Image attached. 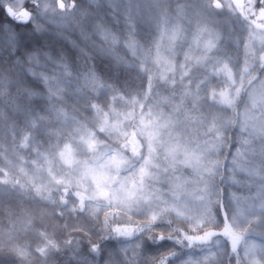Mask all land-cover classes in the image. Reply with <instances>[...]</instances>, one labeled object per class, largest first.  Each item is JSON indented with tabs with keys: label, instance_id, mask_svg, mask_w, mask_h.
Returning a JSON list of instances; mask_svg holds the SVG:
<instances>
[{
	"label": "snow or ice",
	"instance_id": "1",
	"mask_svg": "<svg viewBox=\"0 0 264 264\" xmlns=\"http://www.w3.org/2000/svg\"><path fill=\"white\" fill-rule=\"evenodd\" d=\"M0 143V264H264V0H0Z\"/></svg>",
	"mask_w": 264,
	"mask_h": 264
},
{
	"label": "rangeland",
	"instance_id": "2",
	"mask_svg": "<svg viewBox=\"0 0 264 264\" xmlns=\"http://www.w3.org/2000/svg\"><path fill=\"white\" fill-rule=\"evenodd\" d=\"M247 34H245L246 36ZM189 41L190 42H193L194 41V38L193 37H189ZM233 48H235V44H233ZM187 53L189 56L191 57H195L197 55V52H196V48H195V44L193 42V48H192V51L189 52L188 51V47L187 45H185L184 47V52H182L179 56V63L180 64H183L184 63V54ZM170 64L171 63H176V61L174 60H171L169 59L168 61ZM239 66L240 68L242 69L243 66H244V56H243V46L241 45L240 46V55H239ZM220 67H223V64L220 65ZM231 67V66H230ZM209 71H213L211 69V67L209 68ZM179 78V75L177 76V79ZM221 79H223V77H221ZM216 84V80L213 79L212 80V83L208 85V92H212L213 90H215L217 93H219L220 91H223L225 90V85L223 83H221L218 87H213L214 85ZM147 86V78L145 77V87ZM162 95H168V93H162ZM231 116V110H229L226 114H224V119H228L229 117ZM89 119H91V117H89ZM190 131H194L193 129H190ZM61 147H63V145H61ZM9 149V145L7 143H0V166H5V164H7V162L9 163V160L11 159L10 156H5L4 153L7 152ZM234 151V150H233ZM20 153H16V155H18ZM4 158V159H3ZM223 158V157H220V159ZM5 159H7V162L5 161ZM14 164H15V171L16 173L18 174L17 175V178L19 179L21 176L24 177V180L28 181V178H31L30 176H26L25 173L22 172V167L20 166L21 162L20 160L16 159L14 161ZM6 170V169H5ZM26 174L28 175H32V172H26ZM0 178H2V176H0ZM83 187H86V185H84ZM83 187L80 189L81 191H83ZM78 206V205H77ZM135 220V218H134ZM54 228L51 227H48V230L49 232L51 233ZM57 231H60L59 228H57ZM30 237V236H29ZM29 239V238H28ZM29 242L28 240L26 241V243ZM33 247H35V244H33ZM229 250H230V245H229ZM223 259V264H227V258L226 257H222Z\"/></svg>",
	"mask_w": 264,
	"mask_h": 264
},
{
	"label": "trees",
	"instance_id": "3",
	"mask_svg": "<svg viewBox=\"0 0 264 264\" xmlns=\"http://www.w3.org/2000/svg\"><path fill=\"white\" fill-rule=\"evenodd\" d=\"M124 53H121V55H123ZM130 55V54H129ZM210 93V92H209ZM111 93L108 94L107 98L110 100L111 99ZM69 107L70 108H73L74 105L72 104V102L70 101L69 102ZM231 115H232V111H231ZM102 135V134H101ZM20 154L16 155V159L20 160L21 164L20 166L22 167V172L25 173L26 176H30L32 177V175H28L26 174V172H32L33 174V171L36 169V167H38V165L36 163H34L35 161V157H27L26 153L25 152H19ZM4 159V158H3ZM223 158H221L222 160ZM5 161L7 162V159H5ZM8 163V162H7ZM41 164H43V167L45 169V174L47 172V169L49 167V165L46 163V162H43L41 161L40 162ZM0 168H4L3 166H0ZM59 178V177H58ZM32 181L31 178H28V182L30 183ZM62 194V192H61ZM11 198H5V202H4V205H3V212H4V222L7 223V215H8V211L10 208H12L14 211H21L22 209L28 207L27 204H25L23 201H14L12 204H10L8 201L10 200ZM28 198L25 197V200H27ZM55 199L58 201L60 199V195H57L55 197ZM42 212H49V215L45 217V223H46V226L47 227H51L52 228H56L57 224L59 223L60 224V228L59 230L62 229L63 227V222H58L56 220H53L51 218V212L49 211V209H41ZM101 219H103V216H104V212H100L99 213ZM136 219V218H135ZM50 221V223H49ZM53 230V229H52ZM21 236L23 237L22 239V242L26 243V241L28 240L29 241V236L30 234L28 233H24L22 232L21 233Z\"/></svg>",
	"mask_w": 264,
	"mask_h": 264
}]
</instances>
